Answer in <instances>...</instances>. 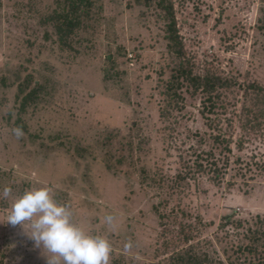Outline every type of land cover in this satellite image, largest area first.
I'll list each match as a JSON object with an SVG mask.
<instances>
[{
  "label": "rangeland",
  "instance_id": "obj_1",
  "mask_svg": "<svg viewBox=\"0 0 264 264\" xmlns=\"http://www.w3.org/2000/svg\"><path fill=\"white\" fill-rule=\"evenodd\" d=\"M93 2L67 33L53 18L64 0H0V264H46L28 229L7 222L14 197L45 186L74 223L107 237L109 264H172L188 248L215 264H259L250 249L255 231L264 237V100L246 86H264V0H173L195 69L242 84L211 115L223 119L220 142L201 95L168 93L180 59L165 11ZM211 152L219 173L198 166Z\"/></svg>",
  "mask_w": 264,
  "mask_h": 264
},
{
  "label": "trees",
  "instance_id": "obj_2",
  "mask_svg": "<svg viewBox=\"0 0 264 264\" xmlns=\"http://www.w3.org/2000/svg\"><path fill=\"white\" fill-rule=\"evenodd\" d=\"M66 2L67 11L59 12L55 20L58 19L60 24L58 29L60 31H67V33L74 32L75 29L81 26L83 21V7L89 9L90 6L94 5L93 0H64ZM139 4L143 3L148 6L155 4L157 7L165 11V17L168 19L166 25L167 36L170 41V48L175 54L177 59H180L175 67H172L173 73L171 78L167 81V90L171 96H179L185 99L184 95L180 90L183 86L186 87L190 94L201 95L202 97V113L205 115L206 124L213 130L217 131L212 135L215 140L220 142L227 140V137L220 131V123H222V117L217 115L212 117V113H215L218 107H226L227 102H225L224 96L225 92L230 93L234 88L242 86V84L236 79V77H228L217 71L208 69L207 71H198L195 69V63L183 54L184 44L182 38L177 29L176 17H175V7L173 0H137ZM58 17V18H57ZM111 58V57H110ZM41 88L35 87L30 92L26 93L24 96V101L22 107L25 108L27 102L34 100L39 96V91ZM254 90L258 95L263 97L264 100V86L251 82L246 86V90ZM24 92V89L21 88ZM180 91V92H179ZM260 100V99H259ZM251 120V119H249ZM213 132V131H211ZM225 136V137H222ZM205 154V155H204ZM198 158L207 159L208 162L205 164L200 163L203 170L208 169L209 171L214 170L218 173L222 171L219 167L218 159L214 156V153H200ZM227 162L229 159L227 158ZM227 165V164H226ZM251 252H258L260 259L259 264H264V237L260 235L258 231L253 233V238L251 239ZM255 246V247H254ZM172 264H215L212 258L210 259L207 255H199L194 253L192 249L188 248L186 251H180L175 257H173ZM254 261L250 260V264ZM231 264H246L242 262H233Z\"/></svg>",
  "mask_w": 264,
  "mask_h": 264
},
{
  "label": "clouds",
  "instance_id": "obj_3",
  "mask_svg": "<svg viewBox=\"0 0 264 264\" xmlns=\"http://www.w3.org/2000/svg\"><path fill=\"white\" fill-rule=\"evenodd\" d=\"M17 137L22 129H14ZM12 189L4 187L3 197ZM112 215L104 222L111 225ZM7 222L27 228V236L47 253L46 264H109L112 251L106 236L95 235L74 223L69 208L58 203L48 187L30 188L14 197L7 214Z\"/></svg>",
  "mask_w": 264,
  "mask_h": 264
}]
</instances>
